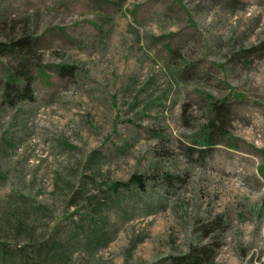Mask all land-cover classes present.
I'll use <instances>...</instances> for the list:
<instances>
[{
    "label": "rangeland",
    "instance_id": "rangeland-1",
    "mask_svg": "<svg viewBox=\"0 0 264 264\" xmlns=\"http://www.w3.org/2000/svg\"><path fill=\"white\" fill-rule=\"evenodd\" d=\"M263 43L264 0H0V264H264Z\"/></svg>",
    "mask_w": 264,
    "mask_h": 264
},
{
    "label": "trees",
    "instance_id": "trees-1",
    "mask_svg": "<svg viewBox=\"0 0 264 264\" xmlns=\"http://www.w3.org/2000/svg\"><path fill=\"white\" fill-rule=\"evenodd\" d=\"M23 38H25V37L22 36V38L20 40L15 42V44L19 48L18 52L19 51L20 52L25 51V52H29V55H33V53H31L32 52L31 46H28L26 44L25 39H23ZM6 47H7L6 50H8V49L11 51L13 50L12 49L13 44H8V45H6ZM263 47H264V43H263ZM7 77H8L9 82L10 81H15V82L20 81V77L15 73H14V75L12 73H9V75ZM4 89H5V91H8V90L10 91L9 85L7 86V88H4ZM212 105H213L212 106L213 118H216L215 120L220 122L219 128L222 130L226 127V124H228L227 118H226L225 114H223L221 116L220 111H219L220 109H218L215 106V104H212ZM203 133L208 136V132L204 131ZM206 141H207V143H209L208 137H206ZM135 183H136V191L137 192L144 190L145 183H144V178H142V176H134L133 178H131V180L128 182V184L126 183L123 186L128 187V186H131ZM206 255H207V252H206V248H204V247H202V248H197V247L190 248V251L187 254V256L178 259L175 264H206V261L204 259H202V257H204V256L206 257ZM46 256H49V255H46ZM47 258H49V257H47ZM50 258H53V257L50 256Z\"/></svg>",
    "mask_w": 264,
    "mask_h": 264
}]
</instances>
